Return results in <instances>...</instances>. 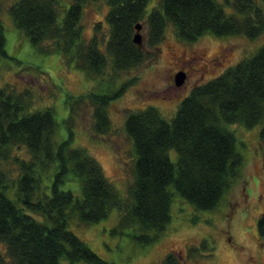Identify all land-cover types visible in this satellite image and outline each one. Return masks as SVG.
Returning a JSON list of instances; mask_svg holds the SVG:
<instances>
[{"label": "trees", "instance_id": "16d2710c", "mask_svg": "<svg viewBox=\"0 0 264 264\" xmlns=\"http://www.w3.org/2000/svg\"><path fill=\"white\" fill-rule=\"evenodd\" d=\"M88 1L74 0L61 20L57 0H20L11 14L34 46L62 55L93 79L110 72L117 78L138 68L151 58L146 47L158 50L168 27L188 43L208 34L253 40L264 32V0H158L149 14L151 0H106L108 36H99L98 25L97 33L86 40L82 18ZM139 23L147 36L144 49L133 42ZM4 42L2 34L1 46ZM133 81L105 94L70 97L69 120L75 118L77 105L90 100L95 105L94 130L106 134L111 101ZM28 95L0 90V264H113L71 232L70 223H99L118 209L119 230L131 229L132 239L149 246L159 241L171 221V187L196 209L216 210L243 168L229 126L251 129L264 122V48L195 87L171 121L156 108L129 115L125 131L137 159L127 201L97 160L85 149L72 147L73 135L57 142L53 109L28 112ZM22 147L28 159L13 155ZM11 160L19 169L17 179L2 169ZM45 177L53 178L51 186H43ZM72 177L81 184V199L61 189ZM10 184L17 188L14 200ZM258 228L264 236V215ZM162 264L181 261L169 254Z\"/></svg>", "mask_w": 264, "mask_h": 264}, {"label": "rangeland", "instance_id": "374dc122", "mask_svg": "<svg viewBox=\"0 0 264 264\" xmlns=\"http://www.w3.org/2000/svg\"><path fill=\"white\" fill-rule=\"evenodd\" d=\"M19 1L0 0V38L2 34L5 38L4 44H0V90L8 88L17 95L28 92L29 113L53 109L57 142L73 135L72 147L85 149L99 162L125 201L134 183L137 159L134 143L125 131L129 115L156 108L171 121L195 87L215 79L264 48V32L253 40L208 34L188 43L179 39L175 28L168 27L158 50L146 47L151 58L138 68L120 73L117 78L110 72L93 79L69 64L62 55L44 53L32 44L28 35L16 26L11 14V8ZM73 1L57 0L60 20ZM157 2L151 0L148 14ZM108 11L106 0L87 2L82 18L86 40L93 38L98 25L101 26L99 36H108ZM226 11L232 13L229 8ZM142 34L146 43V33L142 31ZM180 71H185L186 81L177 87L175 76ZM131 80L134 81L125 93L108 107L111 124L106 134L99 135L94 130L95 105L90 100L77 105L75 118L69 120L70 97L105 94ZM228 129L235 134L243 168L241 177L216 210L196 209L171 187V221L153 245L141 246L132 239L131 229L119 230L118 209H113L108 218L99 223L83 225L72 221L69 230L102 260L113 264H162L169 254L175 255L181 264H264V236L258 228V221L264 215V122L251 129L242 125ZM13 155L29 158L24 147L16 149ZM176 157L173 152L174 162ZM2 169L12 171L11 179L18 178L19 169L13 160ZM52 181V177H45L43 186H51ZM16 189L10 184L9 197L13 200ZM61 189L73 192L76 200L82 198L81 184L74 177Z\"/></svg>", "mask_w": 264, "mask_h": 264}, {"label": "water", "instance_id": "95a60500", "mask_svg": "<svg viewBox=\"0 0 264 264\" xmlns=\"http://www.w3.org/2000/svg\"><path fill=\"white\" fill-rule=\"evenodd\" d=\"M93 1H102V0H93ZM143 25L141 23L136 25V33L133 38V42L138 46L139 49H144L145 40L142 34ZM186 81V74L184 72H179L175 76V85L181 87Z\"/></svg>", "mask_w": 264, "mask_h": 264}, {"label": "flooded vegetation", "instance_id": "af4514ba", "mask_svg": "<svg viewBox=\"0 0 264 264\" xmlns=\"http://www.w3.org/2000/svg\"><path fill=\"white\" fill-rule=\"evenodd\" d=\"M180 72H184L185 73V71H180Z\"/></svg>", "mask_w": 264, "mask_h": 264}]
</instances>
